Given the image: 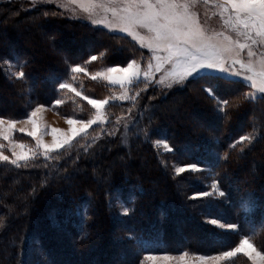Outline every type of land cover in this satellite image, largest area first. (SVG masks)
I'll return each instance as SVG.
<instances>
[{
    "label": "trees",
    "instance_id": "1",
    "mask_svg": "<svg viewBox=\"0 0 264 264\" xmlns=\"http://www.w3.org/2000/svg\"><path fill=\"white\" fill-rule=\"evenodd\" d=\"M44 11L62 13L0 0V116L20 119L40 104L87 118L93 109L85 97H112L116 89L72 67L90 72L147 52L127 35ZM14 65L26 79L13 74ZM233 80L214 89L230 102L226 118L204 90L211 77L166 89L140 83L133 99L110 101L107 121L70 146L20 166L0 161V264H137L148 252L220 251L245 235L264 248V101L237 102L249 86ZM123 120L132 123L128 147ZM163 140L173 151L163 150ZM194 162L211 170L222 198L191 197L207 190L205 170L178 175L172 165ZM120 198L127 215L116 209ZM209 217L238 228L221 231Z\"/></svg>",
    "mask_w": 264,
    "mask_h": 264
},
{
    "label": "snow or ice",
    "instance_id": "2",
    "mask_svg": "<svg viewBox=\"0 0 264 264\" xmlns=\"http://www.w3.org/2000/svg\"><path fill=\"white\" fill-rule=\"evenodd\" d=\"M45 0H32L33 6L44 3ZM198 0H68L69 4L80 5L84 11L90 15L99 8H103L105 13H111L110 19H92V24L106 25L109 29H119L125 33H129L138 39L143 47L149 49L151 55L148 60V69L160 71L164 65H170L171 71L168 73L173 78L174 82L183 84L189 77L195 79L203 74L205 77H211L212 81L209 86L205 87V91L209 94V98L217 101L216 111L220 112L225 118L228 116L225 109L229 105V100H221L215 93L214 89L219 84L224 82H234L233 77H244L248 82L250 91L240 98L237 102L244 100L260 99L264 101V53H261V59L257 64L253 59L254 53L251 50V45L264 47V0H215L217 7L221 9V15L227 14L225 24L231 25L236 30L239 36L244 37L248 43H240L239 40H234L230 36H225L221 33H210L200 22L199 16L193 10L194 4ZM205 3L208 0H204ZM64 13L44 11L42 15L58 16ZM248 48L249 59L247 62L238 60L241 51ZM91 60H96V56H91ZM156 63L153 65L152 60ZM231 60V64L228 61ZM7 64L8 61H5ZM239 63L242 70H234L235 65ZM75 71H83L80 65L74 66ZM142 69L137 64L135 59L129 61L126 66L111 67L106 70V78L114 83H119L122 87L140 82L139 77ZM117 73L118 75H113ZM151 75L148 70L143 71V76L147 79ZM16 76L26 79V73L23 71V66L16 72ZM147 87V85H145ZM59 88H72L71 84L60 83ZM257 93L259 94L257 96ZM80 95L79 92L76 93ZM126 98V97H122ZM88 103L97 110V119L100 118V108L108 103L107 100L89 99ZM61 101L57 100L59 104ZM43 105L38 104L28 115V121L33 125V130L29 135L37 138V146L44 149V155L47 156L49 151L67 144L71 137H65L63 141H56L51 146L44 144L37 136V113L43 108ZM16 121L9 120L7 127L11 130ZM70 125L79 123V129L72 128L71 132L75 135L77 132H84L90 125L96 123V120L75 121L68 120ZM5 124L4 117L0 116V128ZM24 131V129H20ZM53 135L57 132L52 129ZM0 136L3 139H8V133L0 131ZM253 137L240 136V141L248 140L251 142ZM167 146L166 140L157 141ZM2 147V146H0ZM23 149V145H20ZM15 148V145L13 146ZM170 151L172 149H169ZM32 155L36 153L29 149ZM11 158L0 151V161H10L12 165L20 166L19 161L27 160L28 153L24 151L16 152L13 150ZM228 154L225 153L224 159L227 160ZM26 166V165H25ZM198 164H186L175 169L176 173H184L186 170H199ZM218 181L213 179L212 185L215 187ZM196 195L207 196L206 192H199ZM223 196L224 193L221 192ZM248 207L247 204L244 205ZM123 213L128 214L129 209L123 208ZM213 224L218 223L217 220H212ZM5 226L4 218L0 217V229ZM224 227L236 229L238 225L227 224ZM237 253H243L251 264H264V248L258 249L250 242L245 235L239 242L238 246L229 251H224L215 257H202L201 262L204 264L207 260L219 261L225 257L235 256ZM186 255V253L184 254ZM154 259V257H149ZM168 259V257H165ZM183 260V256L181 257Z\"/></svg>",
    "mask_w": 264,
    "mask_h": 264
},
{
    "label": "rangeland",
    "instance_id": "3",
    "mask_svg": "<svg viewBox=\"0 0 264 264\" xmlns=\"http://www.w3.org/2000/svg\"><path fill=\"white\" fill-rule=\"evenodd\" d=\"M4 1H8V0H4ZM21 1L27 3L30 6H33L32 0H21ZM84 3L87 4V0H84ZM35 6H52V7H55L56 9L60 10L62 13H64L63 15L66 16L67 18L86 23V24H88L91 27L96 28V29L102 28V29H104L107 32L112 33V34L117 33V34H121V35H125V36L127 35L138 47H141L144 51L147 52V56L143 57V59L136 60L139 67L142 69L141 75L139 77L140 82L135 83V84H131V85H127L126 87H122L119 83H114V82H112L106 78V70L108 68L116 67V66L123 67V66H126V64H124V65H122V64L110 65L107 67H102L99 70H94V71H90V72L88 69H86L82 65H80V67L83 69V71H75L74 66H73L71 71L74 74H79V73H83V72L87 73L86 75L90 76L91 78L100 79V80H102V82L104 81L106 84L113 86L116 89V91L113 92L112 97H104L103 99L96 98L97 100H107L109 103L110 101H125V100H129V99H133L132 98L133 97L132 96V88L137 87V86L139 87L140 83H141V85H143V84L144 85H153L154 84L155 86H158L161 89L173 88L175 86L182 85L180 83L174 82L173 78L168 75V73L171 71L170 65H167V64L164 65L160 71H155L154 69H151V70L148 69V63H149L148 58L151 55V53H150L149 49H147L146 47H143L141 45V43L138 39H136L135 37H133L129 33H125L119 29H109L106 25H103V24H101V25L92 24V22H91L92 19H110L111 18V13L110 12L105 13L103 8L98 7V9L96 11L92 12L90 15L88 12L84 11V9L80 5L69 4L68 0H45L44 3H40V4H37ZM193 10H194V12H196L198 14L200 22L204 25V27L210 33H221L225 36H230L234 40L238 39L240 43L250 44V41H246L244 39V37L239 36L238 32L236 30H234L231 25L225 24L224 21L227 18V14L221 15V9L219 7H217L215 0H208L207 3H205L204 0H198V2L196 4H194V6H193ZM251 50L255 54L253 59H255L257 64H258L260 59H261V53H264V47L257 46V45H251ZM248 51H249L248 48L243 49L241 51L240 55L236 58L238 60L247 62L249 59ZM89 61H91V59H89ZM151 63L154 65L156 63V61L153 59L151 61ZM228 63L231 64V60H229ZM11 70H12L14 75H16V72L19 71V70H17V68H15V65L13 66V68ZM145 70H148L151 72V75L147 79H145L143 76V71H145ZM234 70H242L239 63H237L235 65ZM113 75L115 76L118 74L113 73ZM201 75H203V74H201ZM190 78H192V77H189L188 80ZM233 79L244 81L248 85V82L242 76L241 77H233ZM72 88H73V86H72ZM248 91L250 92V91H255V90L248 88ZM258 95L259 94L257 93V96ZM122 97H126V98H122ZM88 98L89 99H95L92 97L91 98L88 97ZM108 103L101 106L99 119H97V110L95 108H93L91 104L90 105L93 109V111H92L93 114L91 116H88L87 118H83V119L61 115L60 113H58L54 110L53 106L43 105L44 107L40 109V111L37 113V116H36L37 124L39 126L37 128V136L41 139V141L44 144L51 146L56 141L62 142L65 137H71L70 141L67 144H63L59 148L50 150L47 156L44 155V149L39 148L37 146V138L29 135V132H31L33 130V125L28 121L27 117L31 113L33 108L29 111V114H26V117H23L20 119H9V118L4 117L5 124L2 128H0V131L7 132L9 138L6 140V139H3L2 136H0V146H2V147H0V151H3L5 155H7L11 158H15L12 156L13 150H15L16 152H20V151L27 152L28 153V159L27 160H21V161H19V163H21L23 161H28L29 159L36 157V156H41V157L47 158L52 153L57 152L58 150H61L64 147L70 146L75 141V139H77V137L85 135L93 126L104 124V122H106L108 119L107 112L105 111L106 105ZM69 119H72L75 121L96 120V123L90 125L84 132H77L75 135H73V133L71 132V129L72 128L79 129L81 127V125L79 123L70 125L68 123ZM9 120L16 121L14 127L11 130H9L7 127V122ZM122 124H123L122 126L124 127V128L122 127L123 132L121 135L122 136V145L125 147H128L129 143H130V136L128 135V131H129L132 123L128 120H123ZM20 129H24V131H20ZM52 129L57 130L55 135H53ZM158 144H160L161 147L163 148V150L166 152L170 151L169 149H172V147L169 146V144H167V146H165V144H163V143H158ZM14 145H15V148H13ZM20 145H23V149H21V147H19ZM29 149H32L36 154L32 155V152H29ZM171 151H173V150H171ZM194 163L198 164L197 162H194ZM190 164H193V163H190ZM183 165H186V164L174 163L172 165L173 171H175V169L177 167H180ZM203 170H205L204 175L207 178L206 179L207 183H203V184L207 188V190L205 192L208 193V195L207 196H199V195H196L197 193H199V192H197V193L193 194L191 197L193 199H195V198H208V197H211L212 199L222 198L224 196V195L223 196L221 195V192H223V190L221 189V187L218 184L215 187H213L212 181L215 178L213 177V174H211V170L209 168H203L202 166H200L199 170H195V172L196 171L200 172ZM185 172H194V170H186ZM176 174H178V173H176ZM181 174L182 173H179L178 175H181ZM124 207H127L128 209L130 208L129 204H127V202L123 198L118 199L116 201V209L120 215H127V214L123 213ZM204 220L208 223L210 222L211 225L217 227L221 231L223 230V231H229V232L233 231L234 232L237 229V228L236 229H229V228L224 227L227 224H233V223L227 222L223 218L220 219V218H210L209 217V218H205ZM212 220H217L218 223L213 224ZM234 224H236V223L234 222ZM191 237L193 238L195 236H191ZM242 238H240L238 241H236L234 246H232V247L230 246L226 249L216 251V252L210 251L208 253H200V252H196V251H189L188 249L181 250V251H173V252H171V251H166V252L160 251L158 253L157 252H148V253H144L140 257V260L137 264H202V262H201L202 257H215L224 251H229L232 248L238 246V244ZM249 240H250V238H249ZM250 242H252V241L250 240ZM253 244L255 245V243H253ZM185 253H186V255H184ZM182 256H183V260H181ZM149 257H154V259H150ZM165 257H168V259H165ZM1 261H2V258L0 257V263H1ZM244 263L245 264H251V261L243 253H237L235 256L225 257V258H222L219 261H215V262L212 260H207L204 262V264H244Z\"/></svg>",
    "mask_w": 264,
    "mask_h": 264
},
{
    "label": "bare ground",
    "instance_id": "4",
    "mask_svg": "<svg viewBox=\"0 0 264 264\" xmlns=\"http://www.w3.org/2000/svg\"><path fill=\"white\" fill-rule=\"evenodd\" d=\"M207 249V248H206ZM43 254V253H42Z\"/></svg>",
    "mask_w": 264,
    "mask_h": 264
}]
</instances>
